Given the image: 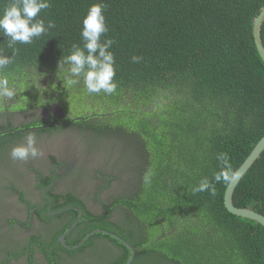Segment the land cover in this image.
<instances>
[{"label": "trees", "instance_id": "1", "mask_svg": "<svg viewBox=\"0 0 264 264\" xmlns=\"http://www.w3.org/2000/svg\"><path fill=\"white\" fill-rule=\"evenodd\" d=\"M11 2L0 0V13ZM98 2L106 5L107 38L115 41L109 50L117 91L88 93L83 76L72 86L62 81L56 91L82 105L86 96L108 105L123 100L111 124L137 133L150 156L141 199L124 203L146 222L158 214L166 229H176L171 237L152 239L158 260L264 264V229L230 215L223 205L227 184L214 180L223 168L218 153L228 155L235 172L264 135V64L252 37L264 0H51L38 18L55 28L32 44L17 43L13 63L0 70L15 90L9 110H24L21 105L41 92L33 71L64 77L70 65L59 61L73 45L83 47L82 20ZM260 35L264 46V23ZM12 54L0 33V55ZM133 56L140 59L133 62ZM205 178L215 185L214 196L193 193ZM233 203L264 215V153L235 189Z\"/></svg>", "mask_w": 264, "mask_h": 264}, {"label": "flooded vegetation", "instance_id": "2", "mask_svg": "<svg viewBox=\"0 0 264 264\" xmlns=\"http://www.w3.org/2000/svg\"><path fill=\"white\" fill-rule=\"evenodd\" d=\"M40 71L30 107L13 112L0 95V264H169L154 242L176 229L158 214L146 222L124 203L141 199L150 156L137 133L111 124L123 100L86 96L82 105L56 91L63 78ZM29 133L43 155L13 160L11 149Z\"/></svg>", "mask_w": 264, "mask_h": 264}, {"label": "clouds", "instance_id": "3", "mask_svg": "<svg viewBox=\"0 0 264 264\" xmlns=\"http://www.w3.org/2000/svg\"><path fill=\"white\" fill-rule=\"evenodd\" d=\"M51 7V0H12L0 13V33L8 38V47L13 49L12 56L0 55V70L13 63L16 52L15 45L32 44L33 40L40 38L55 28V23L49 20L47 25L43 19L38 18L43 10ZM106 5L102 2L89 6L87 14L82 20L80 32L83 47L73 45L72 51L59 63H67L70 67L63 77V83L67 86L79 83L83 76L84 86L88 93H103L112 95L116 93L118 84L116 75L115 57L109 50L115 41L107 38L109 31L106 24L104 11ZM102 37L104 39L102 40ZM140 57L133 56L132 61L137 62ZM7 78H0V95L11 99L15 90L9 88ZM43 153L37 147V138L34 133L26 135L24 143L14 146L10 151V157L17 161L37 159ZM217 160L223 165L221 171L214 175V180L230 184L239 173L234 172L226 153H218ZM193 193L208 191L216 194V188L208 179L200 181L199 185L192 189Z\"/></svg>", "mask_w": 264, "mask_h": 264}, {"label": "water", "instance_id": "4", "mask_svg": "<svg viewBox=\"0 0 264 264\" xmlns=\"http://www.w3.org/2000/svg\"><path fill=\"white\" fill-rule=\"evenodd\" d=\"M264 23V6L260 9L258 15L255 17L252 24V37L253 42L256 48V51L264 64V46L261 40V27ZM264 153V135L259 139V141L254 145L251 149L250 153L243 160L241 165L237 168L235 172H238V177L234 178V180L227 184L224 195H223V205L225 210L232 216L253 221L260 225L264 229V215L247 208H239L236 207L233 203V195L235 189L239 185L240 181L246 175V173L252 168V166L256 163V161L261 157ZM133 254V249L126 245Z\"/></svg>", "mask_w": 264, "mask_h": 264}]
</instances>
